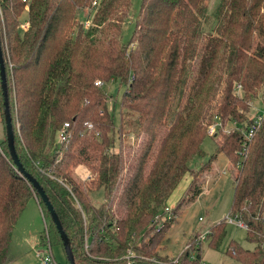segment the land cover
I'll return each mask as SVG.
<instances>
[{
	"label": "trees",
	"instance_id": "16d2710c",
	"mask_svg": "<svg viewBox=\"0 0 264 264\" xmlns=\"http://www.w3.org/2000/svg\"><path fill=\"white\" fill-rule=\"evenodd\" d=\"M93 1L0 0L16 153L49 197L75 263L199 264L203 244L193 242L197 235L178 257L162 255L160 248L185 202L201 193L194 174L178 204H167L191 171V160L204 154L207 127L219 119L213 138L237 170L230 215L246 223L247 239L256 243L249 249L231 241L226 253L242 264H264V121L252 141L242 133L264 91V0H221L213 33L203 31L208 0H142L128 44L121 41L122 30L133 0H103L92 10ZM83 11L93 13L86 18L89 28L78 18ZM24 14L27 31L21 29ZM97 81L126 86L119 127ZM0 103L4 119L1 78ZM125 113L136 115L131 123L146 138L134 167L124 152ZM65 123L71 139L60 150L56 138ZM5 138L0 141V264L9 262L15 224L35 197L46 222L43 242L49 239L65 252L50 212L14 163ZM81 165L91 172L83 183L74 173ZM95 190L105 193L100 205L90 197ZM116 198L124 209L120 216L113 207ZM226 221L210 228L211 248L221 246Z\"/></svg>",
	"mask_w": 264,
	"mask_h": 264
},
{
	"label": "rangeland",
	"instance_id": "374dc122",
	"mask_svg": "<svg viewBox=\"0 0 264 264\" xmlns=\"http://www.w3.org/2000/svg\"><path fill=\"white\" fill-rule=\"evenodd\" d=\"M220 1L221 0H208V13L203 24L204 33H213L217 25L216 16ZM141 3L142 0H133L131 13L122 30L121 41L124 44H128L133 36ZM92 14L93 13H90V11H83L79 13L78 18L81 21H87V16ZM26 18L27 14H24L22 19L26 20ZM103 90L109 97L108 103L113 112L116 127H119L120 112H123L120 106L126 86L111 82L104 85ZM237 93L242 96L241 91ZM263 99L264 91H261L254 101L252 108L263 109ZM173 107H175V105H173ZM171 117L172 116H170V118ZM135 118L136 115L134 113H125L124 122L127 125L126 132L128 136L124 143V152L130 156V167L136 165V156L139 155L142 144L146 140L145 136L139 137L137 135L136 129L131 123V121L135 122ZM3 120L0 113V141L5 138ZM215 123L218 125L217 134H219L222 124L218 119L210 125ZM208 127V136L201 146L204 154L202 156L197 155L191 160L189 163L191 171L183 178L177 189L167 201V204L169 208L175 207L178 204L185 191L189 188L194 174L198 177V187L201 188V193L186 201L179 211L176 220L168 230L161 244L160 252L162 255L178 257L186 249V245L191 241L190 238L192 236H196L197 233L201 231H207L212 226L230 217L234 199L232 172L236 174L237 170L232 167L231 162L226 156L218 152L217 140L213 138L214 136L211 137L208 134ZM231 127L225 128V132L229 134ZM220 139L221 137L218 138V140ZM118 149L119 145L117 143L116 151H118ZM212 158L215 159L212 165L207 168L206 163H209ZM74 173L79 183H83L85 181L84 179H87L91 175V172L83 165L78 166ZM129 175L130 174L127 175V178ZM104 194L103 190L91 191L90 197L92 202L96 205H100L105 200ZM118 202L119 200L116 198L113 207L115 208L116 214L120 216V213H122L124 209L117 204ZM44 233H46V222L41 207L36 198H31L15 224L10 245V260L7 264H30L34 261L39 264L38 251L46 250L47 246L42 240V235ZM231 241H236L249 249H253L256 246V243L248 241L246 229L226 221V236L221 246L218 249L211 248L209 242L205 241L202 245V259L200 263L242 264L226 253ZM52 252L58 264H67L66 255L61 245H53Z\"/></svg>",
	"mask_w": 264,
	"mask_h": 264
},
{
	"label": "built area",
	"instance_id": "2783aa9c",
	"mask_svg": "<svg viewBox=\"0 0 264 264\" xmlns=\"http://www.w3.org/2000/svg\"><path fill=\"white\" fill-rule=\"evenodd\" d=\"M103 0H94L92 2V10H95L99 5L101 4ZM26 2V0H24ZM91 20L85 22L86 28H89L91 26ZM29 22L28 20H24L21 24V29L23 31H27L29 29ZM96 86L98 87H103L104 83L101 81L96 82ZM254 112H252V122L247 126V128L242 129L243 133V138L245 141H252L257 130L261 127L263 121H264V108L263 109H253ZM218 120V119H217ZM217 123L210 125L208 127V134L212 136L217 135V130H218V125ZM91 128L92 125H89ZM71 139V133H70V124L65 123L62 128L58 131L57 133V138H56V147L57 149H62L67 146ZM170 210V209H169ZM202 219V218H200ZM237 219V220H236ZM227 221L232 224H236L237 226H240L244 229H247V225L244 221L240 220L238 217L231 216L227 218ZM210 235V229L207 231H201L197 233V236L195 237V242L196 244H203L205 241L208 240V237ZM193 242H189L186 245V248H191L193 246ZM46 250H39L38 251V256H39V264H58L53 256L52 252V246L50 244V240L47 239L46 241ZM201 264V263H199Z\"/></svg>",
	"mask_w": 264,
	"mask_h": 264
},
{
	"label": "water",
	"instance_id": "95a60500",
	"mask_svg": "<svg viewBox=\"0 0 264 264\" xmlns=\"http://www.w3.org/2000/svg\"><path fill=\"white\" fill-rule=\"evenodd\" d=\"M0 78H1V87H2V92H3V97H4V120H5V126H6V140L8 143V148H9L11 157L14 163L16 164V166L18 167L19 171L21 172V174H23L24 177L31 183L34 190L37 191L41 200L45 203L47 210L50 212L52 220L56 224V227L63 240L67 259L69 260L70 264H76L75 259H74V254H73V251L70 245L69 237L64 231L63 225L53 205L51 204L49 197L47 196L43 188L40 186V184L37 182V180L25 172L23 166L21 165L19 161L18 155L16 153L15 134H14V128H13V119L11 116L10 106H9L6 66H5V60H4L3 50H2L1 35H0Z\"/></svg>",
	"mask_w": 264,
	"mask_h": 264
},
{
	"label": "crops",
	"instance_id": "0c3cea01",
	"mask_svg": "<svg viewBox=\"0 0 264 264\" xmlns=\"http://www.w3.org/2000/svg\"><path fill=\"white\" fill-rule=\"evenodd\" d=\"M35 198H36V197H35ZM36 199H37V198H36ZM37 201H38V199H37ZM38 203H39V202H38ZM39 206H40V205H39ZM30 264H37V262L34 261V262L30 263Z\"/></svg>",
	"mask_w": 264,
	"mask_h": 264
}]
</instances>
